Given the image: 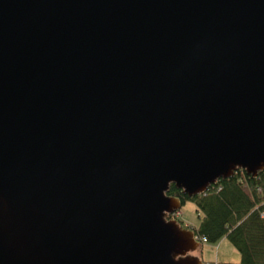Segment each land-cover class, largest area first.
Wrapping results in <instances>:
<instances>
[{
    "label": "water",
    "instance_id": "obj_1",
    "mask_svg": "<svg viewBox=\"0 0 264 264\" xmlns=\"http://www.w3.org/2000/svg\"><path fill=\"white\" fill-rule=\"evenodd\" d=\"M264 168V0H0V264H203L175 214Z\"/></svg>",
    "mask_w": 264,
    "mask_h": 264
},
{
    "label": "trees",
    "instance_id": "obj_2",
    "mask_svg": "<svg viewBox=\"0 0 264 264\" xmlns=\"http://www.w3.org/2000/svg\"><path fill=\"white\" fill-rule=\"evenodd\" d=\"M168 194L182 203L189 199L201 211L197 225L186 224L206 242L226 237L239 252L238 261L203 260V264H264V168L256 176L238 168L233 175L221 177L203 193L188 196L170 184Z\"/></svg>",
    "mask_w": 264,
    "mask_h": 264
},
{
    "label": "rangeland",
    "instance_id": "obj_3",
    "mask_svg": "<svg viewBox=\"0 0 264 264\" xmlns=\"http://www.w3.org/2000/svg\"><path fill=\"white\" fill-rule=\"evenodd\" d=\"M175 214L186 224L195 226L200 220L201 211L197 209L193 201L187 199ZM194 252L200 254L202 260L229 259L235 253L239 255L237 249L226 237L216 243L202 242Z\"/></svg>",
    "mask_w": 264,
    "mask_h": 264
},
{
    "label": "crops",
    "instance_id": "obj_4",
    "mask_svg": "<svg viewBox=\"0 0 264 264\" xmlns=\"http://www.w3.org/2000/svg\"><path fill=\"white\" fill-rule=\"evenodd\" d=\"M239 258H240V256L237 253H235V254L231 255L229 259H220V258H217V259L218 260H233V261H238Z\"/></svg>",
    "mask_w": 264,
    "mask_h": 264
},
{
    "label": "built area",
    "instance_id": "obj_5",
    "mask_svg": "<svg viewBox=\"0 0 264 264\" xmlns=\"http://www.w3.org/2000/svg\"><path fill=\"white\" fill-rule=\"evenodd\" d=\"M196 237L199 238L201 241H206L203 237H199V236Z\"/></svg>",
    "mask_w": 264,
    "mask_h": 264
},
{
    "label": "flooded vegetation",
    "instance_id": "obj_6",
    "mask_svg": "<svg viewBox=\"0 0 264 264\" xmlns=\"http://www.w3.org/2000/svg\"><path fill=\"white\" fill-rule=\"evenodd\" d=\"M172 216H176V215H172Z\"/></svg>",
    "mask_w": 264,
    "mask_h": 264
}]
</instances>
